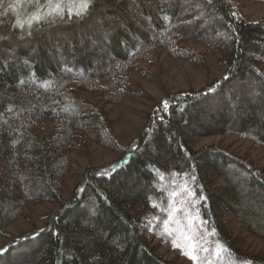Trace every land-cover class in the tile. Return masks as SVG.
I'll use <instances>...</instances> for the list:
<instances>
[{"label": "trees", "instance_id": "trees-1", "mask_svg": "<svg viewBox=\"0 0 264 264\" xmlns=\"http://www.w3.org/2000/svg\"><path fill=\"white\" fill-rule=\"evenodd\" d=\"M81 2L0 0V264H179L154 240L189 234L201 264H264L224 222L229 211L264 239V163L194 147L228 134L264 145V21L234 0H89L77 15ZM191 41L218 53L224 74L159 101L122 148L104 105L124 100L127 73L158 49L205 66ZM86 140L123 160L111 173L85 168L64 198ZM42 201L58 205L42 230H5Z\"/></svg>", "mask_w": 264, "mask_h": 264}, {"label": "rangeland", "instance_id": "rangeland-1", "mask_svg": "<svg viewBox=\"0 0 264 264\" xmlns=\"http://www.w3.org/2000/svg\"><path fill=\"white\" fill-rule=\"evenodd\" d=\"M234 5L240 8L250 21H264V0H234ZM188 45L204 54L205 66L201 67L189 61L172 58L164 49H158L155 51L153 62L143 61L142 69L130 70L127 73L124 90L129 94L124 100L118 104L104 105L114 136L122 148H127L134 143L147 123V114L158 105L159 101L169 95L200 90L224 74L225 65L219 61L218 53L207 52L201 43L191 41ZM262 68L264 69V64ZM79 94L93 102L98 100L92 93L81 91ZM46 124L50 123L46 122ZM86 143L88 151L86 154L71 155V166L76 172L65 178L64 198L72 195L75 184L80 178V172L85 168L100 167L104 173H111L123 160V154L119 150L103 147L91 140H86ZM204 146L223 147L248 155L249 161L254 164L264 163V145H255L251 140L243 139L236 134L211 135L201 138L194 144L195 148ZM57 207L56 203L50 201L27 204L22 215L7 225L5 230L15 236H21L26 231L42 230L45 227L44 218ZM262 214L259 215L262 216ZM224 222L231 235L239 240V246L244 252L264 257L262 237L243 228L241 222L229 211L224 214ZM256 222L262 226L264 219L259 218ZM6 242L0 240V248L4 247ZM154 242L159 247L158 253L167 259H174L179 264H196L181 251V248L173 246V239L157 237ZM183 242L186 243V241Z\"/></svg>", "mask_w": 264, "mask_h": 264}, {"label": "snow or ice", "instance_id": "snow-or-ice-1", "mask_svg": "<svg viewBox=\"0 0 264 264\" xmlns=\"http://www.w3.org/2000/svg\"><path fill=\"white\" fill-rule=\"evenodd\" d=\"M59 5H57V8ZM89 9V0H82V2L78 6L77 15H81ZM3 65H0L2 67ZM23 83V82H21ZM185 191L188 192L185 187ZM183 241H186L184 243ZM173 246L181 248V251L184 252L185 255L188 256L189 259L196 262V264H201L200 257L198 255L197 249L200 245L197 244L195 237L189 235L182 236L181 239L173 238Z\"/></svg>", "mask_w": 264, "mask_h": 264}]
</instances>
